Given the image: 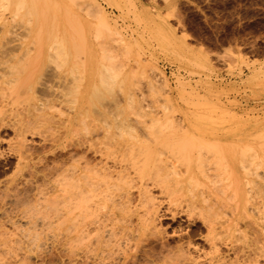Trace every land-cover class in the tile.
I'll return each instance as SVG.
<instances>
[{
  "label": "rangeland",
  "instance_id": "rangeland-1",
  "mask_svg": "<svg viewBox=\"0 0 264 264\" xmlns=\"http://www.w3.org/2000/svg\"><path fill=\"white\" fill-rule=\"evenodd\" d=\"M70 7L30 24L31 15L12 19L0 5V264H70L69 143L88 136L86 128L100 120L114 121L111 107L126 109L121 117L111 115L114 122L176 125L199 116L226 129V151L189 139L173 146L184 159L201 153L213 160L208 195L216 199L215 187L224 184L233 198L227 264H264V0H71ZM88 58H98L97 91L85 77ZM100 61L112 70H102ZM98 106L106 116L96 115ZM199 172L195 160L191 178ZM194 180L174 192L177 206L200 189ZM153 192L163 203L162 217L136 264H178L183 251L194 259L209 252L203 223L172 220L167 209L176 206ZM189 230L195 231L194 249L186 246ZM81 247L78 264H90L92 252ZM221 248L218 259L225 255ZM83 250L91 254L88 263Z\"/></svg>",
  "mask_w": 264,
  "mask_h": 264
},
{
  "label": "bare ground",
  "instance_id": "bare-ground-1",
  "mask_svg": "<svg viewBox=\"0 0 264 264\" xmlns=\"http://www.w3.org/2000/svg\"><path fill=\"white\" fill-rule=\"evenodd\" d=\"M70 4L69 0H0V5L6 12L9 11V15L12 19L31 15L29 18L30 24H34V21L36 22L39 20L41 18L40 15L43 13L50 11L51 13L52 11L56 13L64 9L69 11L71 9ZM2 15L4 16V14ZM43 16H45V14H43ZM5 23L8 22L5 20ZM89 51L91 55H96L93 45L90 47ZM97 59L98 58L87 59V68L85 72L88 85L95 88V91L100 88L101 84H98V79L100 78L98 75L100 71L95 65ZM100 67L102 70H112L111 67L104 66L102 61H100ZM12 69H14V65ZM86 107H83V110H81L83 115L87 110ZM101 107L96 108V115H101ZM208 108L210 107L206 108L207 111H209ZM111 109L112 107L108 114L114 121L116 119L111 115L121 117L123 114H126V109L121 108V110H116L114 108L116 111ZM90 110L92 111V109ZM132 112L130 111V113ZM202 112H205V110ZM102 116H106L105 112ZM83 117L84 116H82V118ZM199 119L198 116V119L194 122L187 121L184 124L177 123L176 125L173 123L165 125L155 123L151 126H146L142 123L138 124L140 123V118L137 119V123H132V119L131 122H127L129 119L125 120V118L123 121L120 120L119 122H114L111 119L113 121L110 120L111 123L104 120V122H100V120L98 121L99 124L96 123L86 128L88 136H84L81 139L73 136L77 139L73 138L74 140H71V143H69L70 149H68V151H70L68 153L69 156H67L71 160V168L69 170L71 179L69 201L72 257L70 258V264H78L77 257L81 254L78 252L79 245L84 247V249H89L88 251H90V253L92 252V257L90 256L91 254L89 255L91 259H93V262H91L92 264H136L137 254L142 255L141 251L143 249L142 246L145 245L144 243L148 242V239L152 236L154 237L157 233V223L160 222L162 217V214L160 215V208H162L161 204L163 203L154 195V189H158L162 197L168 199L167 201L169 203L176 206L169 205L167 209L169 215L171 213L170 218L172 220L184 216L187 219L186 221L192 225L197 221H201L206 229L205 231H207V234L204 233L203 236L206 234L204 239L209 246V252L203 253L202 257H197L195 255L197 258H190L188 254V256L183 255L186 251L182 250L184 249L181 247L182 243L179 247V251H183V253L182 256L180 255L178 260H176L179 262L178 264H198L197 260H201V258L206 260L207 257H210L208 260L209 264H227V260L229 259L228 249L231 241V230L233 228L232 217L234 218L232 204L230 202L233 198L229 195V190L223 183L221 187H215L216 191L213 195L214 198L216 196V199L208 195L209 191H207V186L214 182V177L207 171L213 169L212 166L214 167L216 165L215 163L213 164V160L209 158H207V160L203 159L201 153L197 155L194 154L197 158L190 156L184 159L183 156L177 155V149L173 146V142H176L178 139H189L195 142L196 145H199L198 147L202 145L201 148H209V151H213L216 145H218L217 149L222 146V150L226 151L228 146L227 136H225L226 133L224 132L226 129L224 130L222 125L220 126L215 123L207 124L202 121V119ZM82 121H84V119ZM89 123L92 122L90 121ZM4 126L5 125H3V127ZM149 130H152L154 134L150 133L149 135ZM91 132H93V134ZM171 136L175 138L171 140L168 139ZM22 145L21 143V147ZM238 146L243 150L245 141L241 142L239 140ZM221 148L219 150H221ZM90 156H92V159ZM259 158L264 164V138ZM222 159L224 160L223 163L226 164V176L230 178L231 172L228 156H224ZM195 160H198V168L200 169L197 175L198 179L194 177L192 179L190 174L192 163H194ZM206 163L208 168L205 167ZM204 167L207 168V170ZM187 180H194L196 186L200 189L193 194L192 200H190L188 204L183 207L177 206L173 201L175 197L174 192L177 189L184 190ZM223 181L225 182L224 178ZM262 181L264 189V174L262 176ZM212 188L214 187L212 186ZM236 210L240 213L238 205ZM173 232L175 235L176 232L178 233L177 230L176 232L173 230ZM194 232V230H189L187 235L184 233L186 236L185 238H187L186 246H188V249H190V247L193 249L196 247V244L193 242ZM93 236L96 237V242L91 244L89 241ZM178 236L177 238L180 237ZM181 236L184 235L181 234ZM164 243L161 247L167 246L164 245ZM165 247L163 248L166 251L167 249H165ZM221 247L224 248L225 255L222 259H218L215 253H218ZM148 250H144L145 252L143 251L144 253H142L149 254L148 256L145 254L146 257L149 258L151 252H147ZM170 251H172V249ZM179 251L177 250V252ZM174 252L173 249V254ZM189 252L190 251L187 253ZM179 253L176 254L179 256ZM220 253H222V251ZM82 254L84 258L88 256L86 255V250H83ZM200 254H202V252ZM88 257L85 259L87 263L89 261ZM163 260L166 261L168 259L164 258ZM204 260H202V262L199 261V263L205 264L203 262ZM80 264L86 263L83 262Z\"/></svg>",
  "mask_w": 264,
  "mask_h": 264
}]
</instances>
